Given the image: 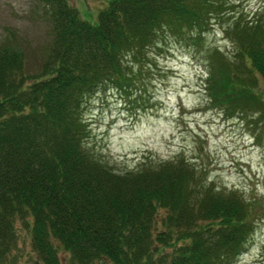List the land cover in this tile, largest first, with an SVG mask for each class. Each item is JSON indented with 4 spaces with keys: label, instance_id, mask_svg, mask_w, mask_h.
I'll list each match as a JSON object with an SVG mask.
<instances>
[{
    "label": "trees",
    "instance_id": "16d2710c",
    "mask_svg": "<svg viewBox=\"0 0 264 264\" xmlns=\"http://www.w3.org/2000/svg\"><path fill=\"white\" fill-rule=\"evenodd\" d=\"M35 1L50 27L40 69L0 41V264H14L17 222L41 264H234L250 201L184 158L114 170L87 150L78 119L84 98L135 83L163 30L196 37L224 0H104L93 23L68 0ZM229 15L236 61L214 52L207 90L213 106L242 112L260 104L251 85L264 83V3Z\"/></svg>",
    "mask_w": 264,
    "mask_h": 264
},
{
    "label": "rangeland",
    "instance_id": "374dc122",
    "mask_svg": "<svg viewBox=\"0 0 264 264\" xmlns=\"http://www.w3.org/2000/svg\"><path fill=\"white\" fill-rule=\"evenodd\" d=\"M68 2L90 23L104 4V0ZM263 3L238 4L254 12ZM238 4L224 0L210 27L196 37L163 30L157 38L161 46L149 51V63L140 64L135 83L124 91L105 86L84 98L78 119L86 129L87 150L114 170L137 169L144 160L184 158L201 170L206 182L240 193L252 203V229L234 264H264V83L255 80L251 85L260 104L242 112L226 110L229 105L213 106L207 90L214 81L212 54L236 61L222 25ZM49 38V24L35 0H0V41L22 49L28 70L40 69ZM16 233V247L10 251L14 264H41L27 230L18 222ZM53 244L57 247V242ZM170 249L164 246L159 251ZM63 255L58 247V257Z\"/></svg>",
    "mask_w": 264,
    "mask_h": 264
}]
</instances>
